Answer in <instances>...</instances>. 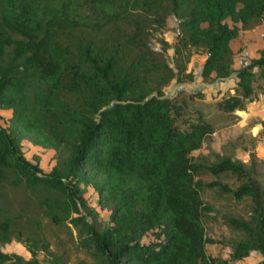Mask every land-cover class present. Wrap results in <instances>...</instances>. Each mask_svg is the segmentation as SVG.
Segmentation results:
<instances>
[{"label":"trees","instance_id":"1","mask_svg":"<svg viewBox=\"0 0 264 264\" xmlns=\"http://www.w3.org/2000/svg\"><path fill=\"white\" fill-rule=\"evenodd\" d=\"M170 18L174 67L167 42L153 43ZM259 24L264 0H0V111H10L0 114V244L29 253L0 250V264H87L51 250L48 224L66 227L93 264H236L252 252L264 264V186L254 168L217 153L204 164L196 152L215 131L211 114L192 94L164 93L173 79H193L186 62L202 47L204 81L236 77L208 106L237 117L264 92V34L258 56L237 70L230 44ZM23 141L53 151L48 172L24 156ZM207 173L239 185L203 183ZM207 185L251 202L246 218H227L241 234L229 260L205 251ZM85 186L108 225L95 224Z\"/></svg>","mask_w":264,"mask_h":264},{"label":"rangeland","instance_id":"2","mask_svg":"<svg viewBox=\"0 0 264 264\" xmlns=\"http://www.w3.org/2000/svg\"><path fill=\"white\" fill-rule=\"evenodd\" d=\"M263 34L264 28L259 24L250 31L241 30L238 37L231 42L230 45L235 58V70L248 63L251 58L258 56L259 50L263 47ZM176 39L177 25L173 18H170L168 28L157 33L153 39L156 47H162L163 41L167 42L169 47L166 50V58L173 67L175 65L174 45ZM205 58L206 54L202 47H192L190 57L186 62V72H190L193 79L181 82L173 79L164 88V93L167 96L174 97L178 91L182 90L185 92L183 94L185 98L188 97V94H192L195 96L190 99L193 100V104L203 109L206 114H211L210 119L215 131L207 138L203 147L196 152L198 157L205 158V160H201L204 164L216 162L218 159L215 156L216 153L229 155L240 160L247 168H254L253 176L258 178L264 186V92H258L257 97L246 103L244 109L236 110L237 117L228 118L226 115L219 117L217 115L218 110L210 108L208 104H214L220 100L235 83L236 77L233 74L224 81H204L200 76V71ZM9 113V110L0 111V114L4 116L9 115ZM5 121V118L0 120V126H4ZM21 148L28 160L34 162V156H38L40 168L44 172L50 170L54 163L52 150L31 145L27 141L21 143ZM251 154H254V160L251 159ZM200 179L206 184L217 181L230 189H234L239 185V182L233 176L225 174L216 177L207 173L202 175ZM201 196L212 207V210L204 218L206 236L212 240V242L205 244V251L208 255L229 260L231 242L238 239L241 234L229 226L227 218H246L249 215L251 202L248 198L240 202L236 201L230 192L220 191L219 186H203ZM84 197L87 205L96 212V216L92 217L95 224L98 227L108 225L110 223L109 212L99 209L98 195L92 186L84 187ZM44 224H47L46 221H44ZM45 235L49 239L51 250L58 254H65L71 263L83 260L87 264H93L89 254L76 246L66 227L48 224ZM151 239H153L152 234L147 236L145 240ZM0 250L16 252L29 258V253L25 247L14 240L10 243L0 244ZM40 258H43V256L41 255ZM261 258L258 252H252L236 263L257 264ZM228 264H235V262L229 261Z\"/></svg>","mask_w":264,"mask_h":264},{"label":"crops","instance_id":"3","mask_svg":"<svg viewBox=\"0 0 264 264\" xmlns=\"http://www.w3.org/2000/svg\"><path fill=\"white\" fill-rule=\"evenodd\" d=\"M246 31H248V30H246ZM250 31V30H249ZM241 261V260H240ZM237 264V263H236Z\"/></svg>","mask_w":264,"mask_h":264}]
</instances>
